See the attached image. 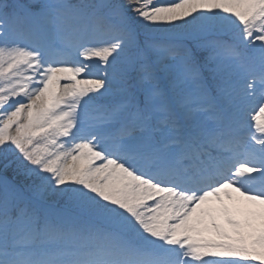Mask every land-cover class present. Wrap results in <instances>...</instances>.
<instances>
[{"label": "snow or ice", "instance_id": "snow-or-ice-1", "mask_svg": "<svg viewBox=\"0 0 264 264\" xmlns=\"http://www.w3.org/2000/svg\"><path fill=\"white\" fill-rule=\"evenodd\" d=\"M0 264H264V0H0Z\"/></svg>", "mask_w": 264, "mask_h": 264}]
</instances>
